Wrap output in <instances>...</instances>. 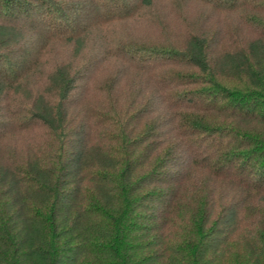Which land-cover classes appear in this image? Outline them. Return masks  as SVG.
Wrapping results in <instances>:
<instances>
[{
  "label": "trees",
  "instance_id": "16d2710c",
  "mask_svg": "<svg viewBox=\"0 0 264 264\" xmlns=\"http://www.w3.org/2000/svg\"><path fill=\"white\" fill-rule=\"evenodd\" d=\"M157 1L0 0V264H264V0Z\"/></svg>",
  "mask_w": 264,
  "mask_h": 264
},
{
  "label": "rangeland",
  "instance_id": "374dc122",
  "mask_svg": "<svg viewBox=\"0 0 264 264\" xmlns=\"http://www.w3.org/2000/svg\"><path fill=\"white\" fill-rule=\"evenodd\" d=\"M155 8H157L158 10H164L163 8L164 7V4L162 3V0H158L156 3H155ZM193 12V8L191 9V13ZM170 23V22H169ZM116 30L114 31V34L116 36H122L123 33H127V34H132L133 33H136V34H139V31H138V28H136L135 26H133V24L131 25H126L125 27L123 26H119V25H116L115 26ZM55 48V47H54ZM57 51V54L60 55H65V52H66V49L62 48V47H59ZM53 54H50V56H53ZM109 67L111 68V71H109ZM116 69V66H114L113 64H109L107 66V73L110 74L112 73V71L114 72V70Z\"/></svg>",
  "mask_w": 264,
  "mask_h": 264
}]
</instances>
